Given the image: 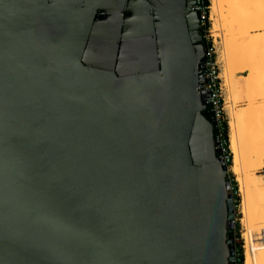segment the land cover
<instances>
[{"label":"water","instance_id":"1","mask_svg":"<svg viewBox=\"0 0 264 264\" xmlns=\"http://www.w3.org/2000/svg\"><path fill=\"white\" fill-rule=\"evenodd\" d=\"M193 0H0V264H234Z\"/></svg>","mask_w":264,"mask_h":264},{"label":"bare ground","instance_id":"2","mask_svg":"<svg viewBox=\"0 0 264 264\" xmlns=\"http://www.w3.org/2000/svg\"><path fill=\"white\" fill-rule=\"evenodd\" d=\"M242 4L246 6L242 7ZM209 8L210 13L216 17L212 24V31L215 33L225 30L224 34L221 32L220 34L217 32L219 35L214 34L222 39L220 50H218L219 60L222 63H225L227 59L226 48L233 38H243L246 41L238 51V57L248 70L247 85L252 94L255 92V95H251L252 98L247 101L244 100L245 97L230 84L231 82H228L226 76H223L226 81L224 104L228 115L229 143L233 154V175L238 183L241 198L240 213L246 229L243 239L245 244L250 246L247 253H244L243 264H264V247H260L257 241H254L264 234V179L256 174V170L262 167L264 148L260 151L257 162L251 165L244 151L247 142L246 128H241L239 121L245 114H248V118L244 120L259 116L261 112L264 113V83L262 81L264 76H261L264 73V32L262 33L264 31V0H210ZM246 22L247 26L244 25ZM238 104L243 105V109Z\"/></svg>","mask_w":264,"mask_h":264},{"label":"rangeland","instance_id":"3","mask_svg":"<svg viewBox=\"0 0 264 264\" xmlns=\"http://www.w3.org/2000/svg\"><path fill=\"white\" fill-rule=\"evenodd\" d=\"M207 6H208V13H209V19H208V28L211 30V38H209L208 44L212 46L213 50V56L215 59L216 67H217V72L220 78V84H221V96L223 99L222 103V119L221 123H223L222 127L223 132H222V140H225V148L226 152L229 153V158L230 162L229 165L226 168V176L228 177V181L230 184V191L232 193V198H233V211H234V221L232 222V230H233V246H234L235 251L239 255V263L243 262V254H242V237L244 232H246L244 224L242 223V215L240 213V202L241 198L238 192V183L235 179V176L233 175L234 170H233V154L230 148V143H229V127H228V115L226 113V108H225V98H226V81L225 77H227V80L230 84H232L233 87L238 89V92L245 97L244 100L251 99L253 95H255V92L252 94V92L248 88V81H247V68L242 64L240 58L238 57V51L240 48L245 45L246 41L243 38H233L232 41L227 45L226 48V60L225 63H222L219 60V51L220 50V43H222V39L220 36H215L214 34H224L225 30H220L217 32L212 31V24L216 20V17L210 13V0H207ZM248 4V3H246ZM245 5H241L242 7H245ZM211 14V15H210ZM211 17V18H210ZM264 19V18H263ZM247 22L244 23V25L247 26ZM264 31H262L263 33ZM257 33V31H256ZM218 34V35H219ZM264 35V33H263ZM221 40V41H220ZM261 40V39H260ZM258 44H261V42H258ZM258 51H256L257 53ZM258 54V53H257ZM256 54V55H257ZM222 63V64H221ZM223 66V68H222ZM227 68V69H226ZM224 69V71L222 70ZM226 71V72H225ZM228 72V73H227ZM224 75H223V74ZM264 73L261 74V76ZM224 78V79H223ZM224 81V82H223ZM264 83V80H262ZM250 91V92H249ZM252 95V96H251ZM241 109H243V105L241 106L238 104ZM262 105V104H261ZM263 107V105H262ZM261 107V108H262ZM247 108V107H246ZM244 108V109H246ZM248 114L244 115L243 118H240V127L246 128V134H247V142L245 145V154L249 159V162L251 165L255 164L258 160V155L260 151L264 148V113L261 112L259 116L245 119ZM229 147V148H228ZM231 155H232V163H231ZM263 165H264V160L262 162V167L256 170V174L263 177ZM230 167V170H229ZM262 179V178H261ZM235 252V253H236Z\"/></svg>","mask_w":264,"mask_h":264},{"label":"built area","instance_id":"4","mask_svg":"<svg viewBox=\"0 0 264 264\" xmlns=\"http://www.w3.org/2000/svg\"><path fill=\"white\" fill-rule=\"evenodd\" d=\"M208 6L205 5L204 0H193L192 5L189 7V10L194 12L197 17V29L201 35V39L203 41L204 54H203V69H204V83L202 84L201 89L206 93L205 99V111L211 113L212 119L214 120L217 128V134L219 137L218 147L220 148L222 163L226 166L229 165L230 156L229 153L226 152L225 148V140H222V132H223V123H221L222 119V103L223 99L221 96V84L219 75L217 72V67L215 63V59L213 56L212 46L208 44L209 38H211V30L208 28V19L209 13L207 11ZM264 169V166H263ZM263 179H264V170H263ZM231 189V188H230ZM257 241L260 247H264V234L259 236ZM242 249V254L247 253V250L250 248L248 244H245V241L242 237V245L240 246ZM234 250V264H243L239 263V255ZM244 259V258H243Z\"/></svg>","mask_w":264,"mask_h":264},{"label":"trees","instance_id":"5","mask_svg":"<svg viewBox=\"0 0 264 264\" xmlns=\"http://www.w3.org/2000/svg\"><path fill=\"white\" fill-rule=\"evenodd\" d=\"M204 3L206 5L208 3L207 0H204ZM202 46L204 47L203 41H202ZM234 246H236V244Z\"/></svg>","mask_w":264,"mask_h":264}]
</instances>
